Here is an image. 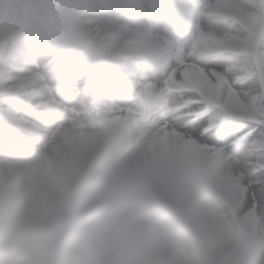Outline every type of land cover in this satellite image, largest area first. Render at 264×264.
Segmentation results:
<instances>
[{
    "label": "clouds",
    "instance_id": "obj_1",
    "mask_svg": "<svg viewBox=\"0 0 264 264\" xmlns=\"http://www.w3.org/2000/svg\"><path fill=\"white\" fill-rule=\"evenodd\" d=\"M152 0H0V33L33 53L79 20L122 21ZM87 139L19 145L0 168V264H264V224L230 208V153L127 119Z\"/></svg>",
    "mask_w": 264,
    "mask_h": 264
},
{
    "label": "snow or ice",
    "instance_id": "obj_2",
    "mask_svg": "<svg viewBox=\"0 0 264 264\" xmlns=\"http://www.w3.org/2000/svg\"><path fill=\"white\" fill-rule=\"evenodd\" d=\"M127 119L230 153L231 211L264 224V0H152L122 21L79 20L48 52L0 33V168L19 145Z\"/></svg>",
    "mask_w": 264,
    "mask_h": 264
}]
</instances>
